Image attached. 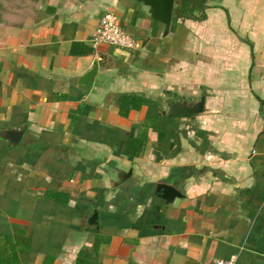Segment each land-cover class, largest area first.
Segmentation results:
<instances>
[{
    "label": "crops",
    "instance_id": "obj_1",
    "mask_svg": "<svg viewBox=\"0 0 264 264\" xmlns=\"http://www.w3.org/2000/svg\"><path fill=\"white\" fill-rule=\"evenodd\" d=\"M105 10L133 49L90 42ZM0 233L26 264L92 233L103 264H264V0H173L167 28L143 0H0Z\"/></svg>",
    "mask_w": 264,
    "mask_h": 264
},
{
    "label": "trees",
    "instance_id": "obj_2",
    "mask_svg": "<svg viewBox=\"0 0 264 264\" xmlns=\"http://www.w3.org/2000/svg\"><path fill=\"white\" fill-rule=\"evenodd\" d=\"M138 138H128L122 153L128 156L138 154ZM49 198L60 203H66L68 194L66 192H51ZM108 241V237L99 233H92L89 244L80 247L74 257L72 264H103L98 260L99 246ZM30 239L22 234L5 235L0 233V264H26L24 257L31 253ZM42 264H55L54 257L45 255Z\"/></svg>",
    "mask_w": 264,
    "mask_h": 264
},
{
    "label": "built area",
    "instance_id": "obj_3",
    "mask_svg": "<svg viewBox=\"0 0 264 264\" xmlns=\"http://www.w3.org/2000/svg\"><path fill=\"white\" fill-rule=\"evenodd\" d=\"M90 42L105 43L123 49H133L134 38L128 34L119 24L117 16L109 10H105L98 18V22L91 34ZM210 264H234L233 257L227 259H214Z\"/></svg>",
    "mask_w": 264,
    "mask_h": 264
},
{
    "label": "water",
    "instance_id": "obj_4",
    "mask_svg": "<svg viewBox=\"0 0 264 264\" xmlns=\"http://www.w3.org/2000/svg\"><path fill=\"white\" fill-rule=\"evenodd\" d=\"M150 7V14L152 17L158 19L167 28L170 23L173 0H143ZM94 66V65H93ZM94 69L92 68L85 76V79L91 78ZM202 108V97L194 103H188L185 100H178L167 104L168 115H185L189 113H196ZM95 217V213L91 218ZM90 218V219H91Z\"/></svg>",
    "mask_w": 264,
    "mask_h": 264
}]
</instances>
